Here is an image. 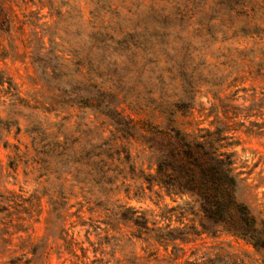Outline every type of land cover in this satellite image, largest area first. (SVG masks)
<instances>
[{"label": "rangeland", "instance_id": "rangeland-1", "mask_svg": "<svg viewBox=\"0 0 264 264\" xmlns=\"http://www.w3.org/2000/svg\"><path fill=\"white\" fill-rule=\"evenodd\" d=\"M174 130L264 218V0H0V264H260L166 190Z\"/></svg>", "mask_w": 264, "mask_h": 264}, {"label": "trees", "instance_id": "trees-1", "mask_svg": "<svg viewBox=\"0 0 264 264\" xmlns=\"http://www.w3.org/2000/svg\"><path fill=\"white\" fill-rule=\"evenodd\" d=\"M167 139L171 149L175 151L173 158L177 160L176 166L166 173L159 165L157 173L167 191L177 189L180 194L189 193L194 197L203 217L200 233L206 232L215 236L220 230L245 240L256 252L264 254V218L251 213L236 198L238 178L230 163L213 155H201L178 131L168 134ZM132 221L137 226L139 235L149 230L157 241L177 238L184 241L182 235L176 234V229H149L146 220L141 217H135ZM215 248L212 256L202 255L192 260L187 259L184 264H259L255 263L257 259L245 252L237 253L222 246ZM260 264H264V256Z\"/></svg>", "mask_w": 264, "mask_h": 264}]
</instances>
